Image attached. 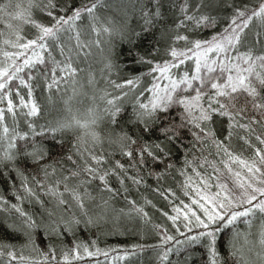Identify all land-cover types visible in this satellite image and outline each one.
Wrapping results in <instances>:
<instances>
[{"label": "trees", "instance_id": "obj_1", "mask_svg": "<svg viewBox=\"0 0 264 264\" xmlns=\"http://www.w3.org/2000/svg\"><path fill=\"white\" fill-rule=\"evenodd\" d=\"M20 2L22 0H11L13 5ZM23 3L27 6V0H23ZM42 3L43 0H36L38 6L32 9V15L37 22L47 24L50 18L40 10ZM196 3L197 0H188L193 14H196V10L192 6ZM259 3L260 0H213L210 8H201L200 11L210 13L215 18V23L211 26L197 27L190 21L178 26L183 19L179 11L183 0H164L161 9L162 21H158L155 27L137 37L135 33L141 32L143 23L138 7H133L131 0L126 2L118 0L113 8L98 10L102 22L111 20L119 29L116 34L111 36L102 34L97 37L88 30V19L77 22L84 30L82 39L89 43L99 39L101 43L99 47L92 44L87 50L89 53L87 57L81 54L76 58L74 66L78 65L82 71L78 73L75 81L68 79L66 82H61L58 87L48 89L47 83L51 80V69L54 66L50 61L44 65L38 64L36 68H26L19 73V76L33 86V99L40 105V114L36 117H25L22 113L26 109H17L18 115L15 120L20 131H29L28 122H32L37 131L46 126H55L58 121L68 118L69 107L78 118H86L87 109L90 107L96 109L98 115L103 116L94 129L100 136L99 142L84 135L83 130L80 129L57 132L55 142L51 135L34 137L38 144H43L48 150L44 158V167L49 173L45 176L44 171L33 166L31 162L19 166L24 170L34 195H29L24 190L23 177L14 169L5 171L4 177L0 179V196H3L9 205L17 204L22 207L39 225L35 230L24 229L20 225L22 218L15 212L10 209L0 211V220L5 223H15L19 228L16 233L9 234L0 227V239L13 245L18 254L29 258L21 264H36V262L63 264V254L71 253V250L77 246L80 247V254L84 258L70 259V264H208L203 241L192 246L176 243L183 241L185 235H193L203 229L193 228V231L189 232L184 226L187 221L182 214L175 222L168 219V216H176L177 213L173 209H184V205H190L197 215H202L201 210L192 203L193 200L200 199L197 192L211 196L220 191L218 187L220 184H227L228 189L231 190L229 194L234 201L237 200L240 190L223 166L227 157L211 140L203 143L196 141L192 132L197 129L191 125L182 128L181 138L172 143L163 138L160 128L170 124L180 126L185 123L184 109L181 105L173 104L167 112L158 113L161 119L156 122L154 132L142 131L144 125L135 121L134 113L139 110L138 103L149 104L154 98V93L149 91L154 84H159L162 89L164 85L170 83L168 79L161 78L159 71L153 72L152 69L158 65L162 67L166 63L169 65L176 63L177 61H174L170 55L172 49L187 52L195 41L202 43L211 41L213 36L224 33L238 10L247 9L250 12ZM7 4L8 0H4L3 5L0 6ZM8 10L14 11L13 8ZM9 22L14 28L19 26L21 35L26 39L35 38L36 35V29L31 25L10 20L6 14L0 13V33H2L0 61L4 60L3 51H20L3 43L6 39L15 38L14 29L7 27ZM257 32L264 33V26L254 20L249 25V29L245 30L246 40L239 46L240 52L253 48L254 52L259 54L264 44L256 43ZM177 36H185L187 39L177 40ZM63 39L67 41V36ZM49 51L56 60L64 59L58 48L53 47ZM236 54V51L232 50L231 55ZM45 57L47 61V54ZM141 57H144L145 61L142 62ZM209 57L217 60V66L221 62L228 63V60L223 58V54L217 56L209 53ZM21 62L17 61V64ZM185 72L189 76L195 74L194 59H186L179 67L171 68L169 75L172 79H179ZM201 75L203 76V71ZM209 75L215 80H220L227 75V72L222 75L218 69L216 73ZM29 76L32 77L30 81ZM128 80H133L134 86L126 85L125 82ZM116 85L125 86L118 88ZM195 86L196 82H194ZM11 89L10 98L13 103L18 104L20 96L27 101L28 88L21 86L19 80L12 81ZM202 92L204 99L200 103L206 108L208 97L214 90L205 83ZM159 94L164 93L160 91ZM177 94L189 98L196 95L192 89L178 91L173 94L174 97ZM117 97L119 99H116V105L121 108V112L116 117L117 122L113 124L107 115H103V110L111 107L107 105V99ZM221 100L223 101V98ZM0 107H6V102L0 103ZM241 108L245 111L237 117V120L240 123L251 124L254 131L249 136L244 129H234L225 146L234 154L240 155L242 159L250 160L255 147H264L255 139L257 135L264 136V113L253 109L251 104H245L243 99L236 103L234 109L230 108V111H239ZM196 114L198 113H193ZM253 120H258L260 123H252ZM12 122L9 116L8 123ZM229 123L228 117L213 115L209 126L215 132L216 139H225L229 131ZM245 140L249 143L246 144ZM78 142L80 152L76 150ZM157 143L165 145L170 152L164 162H154L146 153L141 161L138 154L142 149L145 146L151 148ZM129 151L132 153L131 156L125 154ZM80 153H83V156ZM90 154L102 156L103 162L95 165L90 159ZM68 156L72 159L69 160ZM85 162L98 167L101 173L109 172L106 179L112 191L108 192L101 181L91 179L81 172L78 179L70 180L68 184L70 187H80L81 180L90 179L91 182L80 189L82 194L87 195L82 210L70 195L64 192L61 181L71 171L82 169ZM118 165H123V168ZM232 167L236 171H241L242 176L246 175L245 170L238 164H233ZM10 176L15 178L14 183L9 179ZM132 178H141L142 182L136 184ZM52 191L57 194L53 195ZM161 192L164 195H161ZM17 197L20 199L18 200ZM61 198L68 201L67 205L59 203ZM136 209L143 211L138 213ZM144 213L147 215L145 216ZM72 221L79 223H71ZM234 228L240 231L246 230L243 223L237 222L236 225L220 233L217 247L222 257L221 264H237L240 260L241 254L236 257L231 255L229 242ZM28 232L31 234L28 235ZM166 235L175 237V240L164 244L163 237ZM257 245L256 247L259 246ZM84 246H87L89 251L95 252L99 249L101 253L106 252L108 255L107 257L103 254L86 256L83 253ZM168 248L174 250L169 254L167 261H162L160 256ZM257 249L259 250V247ZM52 252H55L56 261L49 259L45 262L44 256L51 257ZM118 257L124 259H117Z\"/></svg>", "mask_w": 264, "mask_h": 264}, {"label": "snow or ice", "instance_id": "obj_2", "mask_svg": "<svg viewBox=\"0 0 264 264\" xmlns=\"http://www.w3.org/2000/svg\"><path fill=\"white\" fill-rule=\"evenodd\" d=\"M118 0H43L40 10L44 12L49 18V22L39 23L33 19L32 9L37 7L36 0H27V6L24 5L23 0L20 3H11L8 0L6 6H0V13L6 14L10 20L20 21L22 24L31 25L36 29L35 38L26 39L19 30V26L14 28L13 24L9 22L8 28L14 29V39H6L3 41L5 45L11 48L20 49L16 52L3 51V61H0V103L6 102V107H0V179L4 177L5 171L14 169L23 177L22 186L29 195H34L30 183L25 172L19 166L21 164L27 165L29 162L35 167H39L47 176L48 169L44 167V158L48 154L47 148L43 144H38L34 137L51 135L53 142L56 141L57 132H66L73 129L83 130L84 135L90 136L93 141L99 142L100 136L94 130L102 115H98L96 109L88 108L86 118H78L72 112L71 107L68 108L69 116L64 121H58L55 126H46L37 131L32 122H28L29 131H20L16 124L17 109H26L22 114L25 117H36L40 114V105L33 99V86L26 82L25 79L19 76L26 68H36L38 64L44 65L50 61L54 66L51 69V80L47 83L48 89L58 87L61 82H66L68 79L75 81L78 73L82 71L78 65L74 66L76 58L83 54L87 57L88 49L92 44L96 47L100 46L99 39L89 43L85 39L84 30L77 24L82 19H88V30L91 34L99 37L102 34L109 36L116 34L119 29L113 24L111 20L101 21L98 14L99 9H111ZM119 2H126V0H119ZM133 7H138L140 19L142 20L141 32L135 33L139 37L141 33L148 32L151 28L156 26L158 21H162L163 13L161 9L164 0H131ZM4 0H0V5H3ZM213 0H197V3L192 6L196 10V14L192 13L189 8L188 0H183L179 11L183 17L178 26H182L186 21L193 22L197 27L211 26L215 23V18L210 13L201 12L200 9H208L212 6ZM13 8L14 11H9ZM258 21L261 26H264V0L256 8L250 12L247 9L238 10L231 20L228 28L220 36H213L211 41H195L193 46L187 52H178L172 49L170 55L176 63L165 64L164 66H156L152 69L153 72L159 71L161 78L168 79L169 84H166L161 89L159 84H154L149 91L154 93V98L149 104L138 103V109L134 113V119L137 123L144 125L142 131L154 132L156 130V122L161 119L158 113H165L173 105H181L184 109V121L180 126L170 124L159 129L163 138L172 143L180 139L182 128L193 126L197 131L192 132V136L196 141L201 143L211 140L215 147L224 153L227 160L223 162L224 168L233 177L235 186L240 190L239 198L233 200L229 194L227 184H220L218 187L220 191L211 196L202 195L197 192L200 197L199 200H193L202 212V215H197L196 211L190 205H184V209L174 208L177 213L176 216H168V219L175 222L183 215L185 228L189 232L195 229H203L197 231L193 235H185L183 241H176L177 244L192 246L193 244H200L204 242V247L207 253L208 264H221V253L217 247V241L220 233L224 229L230 228L241 222L246 226L245 231L233 229V236L230 240V247L232 249L231 255L236 257L240 255V260L237 264H250V261L245 259L242 252L247 249L249 253H254L260 264H264V147H255L254 154L250 160L242 159L240 155H236L225 146L227 140L233 135V130L241 128L251 136L254 129L251 124L240 123L237 120L238 116L245 111L241 108L239 111H230L236 107V103L243 99L245 104H251L256 111L264 113V48L257 54L253 48H249L245 52L239 51V46L246 40L245 30L249 29V25L253 21ZM239 21V22H237ZM2 35V33H0ZM67 36V41L63 38ZM177 40H186L185 36H177ZM256 43L264 44V33H256ZM58 48L60 55L64 57L63 60H56L52 57L50 48ZM232 50L236 51V55L232 56ZM192 53V55H188ZM209 53H214L217 56L223 54V58L228 60L227 64L221 62L217 66V60L209 57ZM45 54H47V61ZM183 57V59L181 58ZM145 61L144 57L140 58ZM186 59H194L195 74L189 76L187 72L179 79H172L169 73L171 68H177L185 62ZM17 61H22L17 64ZM211 61V62H209ZM151 63V61H146ZM227 72L220 80H215L210 73ZM203 71V76L201 72ZM31 76L28 80H31ZM13 80H19L21 86L28 88L27 101L23 96L19 97V103H13L11 96V83ZM194 82L196 86L194 87ZM91 83V81H89ZM126 85L134 86L133 80L125 82ZM208 83L210 88L214 90L213 94L208 97L207 107L205 108L200 101L204 99L202 92L203 85ZM125 85H116V87H124ZM192 89L196 95L193 97H181L178 94L174 97V93L178 91ZM163 91V95H160ZM19 95V93H17ZM223 98V101L221 100ZM116 99H107V105L111 106L103 110V115H107L109 121L113 124L117 122L116 117L120 114L121 108L116 105ZM193 113H198L193 115ZM213 115H219L229 118V131L224 140L215 138V132L209 126V122L213 120ZM12 118V123H8V117ZM252 123L259 124L260 121L253 120ZM190 130V129H189ZM130 139V137H128ZM244 139V137H241ZM255 139L259 145L264 146V136L257 135ZM23 142V143H21ZM135 143V141H132ZM245 143H249L245 140ZM252 147L251 144H249ZM28 149H31L30 151ZM77 152H80L79 142L76 146ZM151 157L154 162L163 163L164 159L170 152L165 145L157 143L151 148L145 146L138 154L143 160L144 154ZM83 156V153H80ZM128 156L132 153L126 152ZM71 160L72 157L68 156ZM90 159L95 162V165H100L103 162L102 156L90 154ZM238 164L241 169H244L246 175L242 176L241 171L233 169L232 165ZM121 169L123 165H118ZM171 167V165H168ZM54 171V170H53ZM81 172L85 173L91 179H98L104 185L105 190L111 192L112 189L108 186L107 175L108 171L103 173L100 169L92 164L85 162L82 169L71 171L67 176L62 178L63 190L68 193L72 200L80 209L85 207L86 194H82L81 188L90 183V179L81 180L80 187H70L68 181L78 179ZM9 179L15 182L14 177ZM133 182L140 184L141 178H132ZM123 183V180H121ZM51 191V190H50ZM222 193H224L222 195ZM53 195L57 193L52 191ZM161 195H164L161 192ZM62 196V194H61ZM19 200L20 197H17ZM203 201V202H201ZM60 204L67 205L68 201L61 198ZM107 203V202H105ZM246 205V206H245ZM11 210L17 214L20 220V225L27 230H35L39 227L37 221L23 210L17 204L9 205V202L0 196V211ZM240 209V210H237ZM138 213L142 209H136ZM166 216L167 213H164ZM146 216L147 214L144 213ZM71 223H79V221H72ZM192 225V227H189ZM0 227L6 230L9 234H14L19 231L15 223H5L0 220ZM252 229H256L253 233ZM31 233L28 232V235ZM256 235L257 239L253 240L251 237ZM175 240V237L166 235L163 237V243L167 244ZM259 245V251H256V245ZM173 248L166 249L160 256L162 261H167L169 254ZM179 251V249H175ZM83 253L86 256L92 257L103 254L107 257V253H101L99 249L95 252L89 251L87 246H84ZM84 256L80 254V247L77 246L71 250V253L65 252L62 257L63 264H70V259H83ZM49 259L56 261L55 252H52L51 257L44 256V261ZM117 259H124L118 257ZM29 258L23 254H18L13 245L6 243L0 239V264H21V262L28 261ZM40 264V262H36Z\"/></svg>", "mask_w": 264, "mask_h": 264}, {"label": "rangeland", "instance_id": "obj_3", "mask_svg": "<svg viewBox=\"0 0 264 264\" xmlns=\"http://www.w3.org/2000/svg\"><path fill=\"white\" fill-rule=\"evenodd\" d=\"M252 231H253V233H255L256 232V229H252ZM251 239L256 240L257 239L256 235H253V237H251ZM258 247H256V251L258 250L257 249ZM243 254L245 255V259H247V260L250 261V264H260V261L258 260V258L256 257V255L254 253H249L246 248L244 249V253ZM131 259H133V258H130V260Z\"/></svg>", "mask_w": 264, "mask_h": 264}]
</instances>
